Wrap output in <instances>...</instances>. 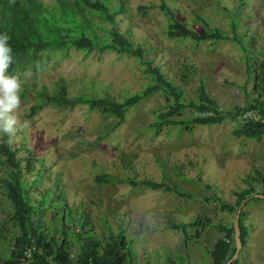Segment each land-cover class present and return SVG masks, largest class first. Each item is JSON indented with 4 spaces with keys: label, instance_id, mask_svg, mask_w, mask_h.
I'll return each instance as SVG.
<instances>
[{
    "label": "rangeland",
    "instance_id": "rangeland-1",
    "mask_svg": "<svg viewBox=\"0 0 264 264\" xmlns=\"http://www.w3.org/2000/svg\"><path fill=\"white\" fill-rule=\"evenodd\" d=\"M108 2L111 9L122 8L116 15L121 32L133 44L142 45L145 57L183 90L186 106L174 119L188 121L164 123L156 131L154 123L170 106L162 91L131 107L118 126L117 118L98 108L89 110L85 104L45 105L29 116L30 105L39 102L37 90L46 85L53 91L60 77L70 95L109 94L118 100L139 92L150 81L144 65L128 54L70 48L64 57L62 51L47 50L40 64L17 73L23 91L16 114L21 123L29 121L30 128L18 131L12 143L31 148L45 161L47 167L35 173L36 183L53 190L64 186L69 205L76 207V212L84 209L89 213L99 238L106 239L109 225L114 231L121 225L126 238L132 240L134 264H162L159 262L169 255L179 261L184 258L183 264L188 263L189 255L191 264H208L202 246L223 233L207 226L197 237L199 227L191 226L186 236L183 228L171 224L200 216L214 223L232 221L234 215L223 214L216 196L234 203L247 178L256 169L264 173V136L235 134L241 123L232 115L237 107L247 105V93L251 92L247 57L264 55V0H164L198 32L216 29L228 35L217 41L169 38V13L162 0ZM201 85L215 100L223 121L197 124L189 120L196 115L189 103L199 101ZM35 164L38 166V161ZM6 171L0 162V180ZM101 175L103 179L98 178ZM144 178L175 184L193 196L146 187L140 183ZM4 192L0 182V223L9 221ZM46 222L50 224V216ZM10 242L9 235L0 239V256L9 254ZM72 251L76 254V247Z\"/></svg>",
    "mask_w": 264,
    "mask_h": 264
},
{
    "label": "trees",
    "instance_id": "trees-1",
    "mask_svg": "<svg viewBox=\"0 0 264 264\" xmlns=\"http://www.w3.org/2000/svg\"><path fill=\"white\" fill-rule=\"evenodd\" d=\"M162 7L169 13L170 20L166 29L169 38L213 41L228 38V35L216 29L198 32L181 20L164 0ZM121 9H111L108 0H54L51 3L44 0H0V34L6 33L10 37L8 44L12 55L8 74L17 75L19 70L25 71L29 66L40 64L47 50L62 51L63 56L67 57L68 50L74 48L85 53L97 50L131 55L144 65L150 76V81L143 89L121 100L109 94L70 95L66 81L60 77L53 91H49L46 85L37 90L36 98L39 102L30 105L29 116L45 105L74 107L85 104L89 110L98 108L104 114H111L117 118L118 126L125 120L131 107L151 93L162 91L167 95L170 106L154 123L156 131L164 123L175 125L188 121L174 119V115L186 106L183 90L164 74L159 65H153L152 60L145 57L146 50L142 45L133 44L117 27L116 15ZM231 24L236 33L233 19ZM237 40L241 42L239 38ZM251 57H247V70L253 82L251 92L247 93V105L237 107L232 115L256 109L264 116V55ZM189 105L196 110V115L189 119L193 123L213 124L224 119L204 85L199 88V101H192ZM234 133L260 139L264 136V122L250 120L238 126ZM8 139L7 135L0 138V162L7 170L0 182L5 188V212L9 214V221L0 223V239L6 240L9 235L11 242L9 254L0 256V264H134L132 240L126 238L121 225L117 231L109 225L106 239L99 238L89 213L84 209L76 212L77 208L69 205L64 186H57L53 190L42 188L36 183L35 173L37 175L47 167L45 161L37 158L31 148L16 142L9 144ZM251 175L246 180L247 185L236 192L234 203L216 196L221 210L235 213L244 198L250 195L254 197L258 193L253 186L254 181L264 187V174L256 169ZM103 177L98 176L101 179ZM140 183L152 189L173 191L187 198L193 196L175 184L164 181L144 178ZM48 216L50 224H46ZM239 225L244 245L246 232L241 214ZM171 226L175 229L183 228L186 236L187 228L191 226L199 227L195 231L197 237L206 226H213L222 232L223 235L216 239L209 251L211 264H225L235 252L233 224L214 223L211 218L200 216L191 222L172 223ZM73 247H76V254L72 251ZM28 249L29 257L26 253ZM180 261L183 264L184 260ZM162 263L172 264V259L167 257ZM231 264H238V257Z\"/></svg>",
    "mask_w": 264,
    "mask_h": 264
},
{
    "label": "crops",
    "instance_id": "crops-1",
    "mask_svg": "<svg viewBox=\"0 0 264 264\" xmlns=\"http://www.w3.org/2000/svg\"><path fill=\"white\" fill-rule=\"evenodd\" d=\"M253 186L256 189V192L262 193V191L264 190V187L256 181L253 182ZM244 206L246 210L243 212ZM244 206L241 211V217L246 235H245V243L238 255V264H264V199L256 196L251 197L245 203ZM222 212L223 214L227 215V217H232V218L233 215L235 217V213H236V212L232 213L228 210H222ZM233 221L234 218L232 219V221H227L224 224L231 225L233 224ZM220 236L222 235L215 237L213 241L209 243V245L202 246V248L204 249V251L208 256V264H211L212 262L209 251L212 245L214 244V242L216 241V239ZM201 255L203 257L202 251L200 253V256ZM167 257L172 259V264H182L173 255H169ZM189 259H190V255L186 257V260L188 261L187 264H191L189 262ZM180 260H184V258L181 257Z\"/></svg>",
    "mask_w": 264,
    "mask_h": 264
},
{
    "label": "clouds",
    "instance_id": "clouds-1",
    "mask_svg": "<svg viewBox=\"0 0 264 264\" xmlns=\"http://www.w3.org/2000/svg\"><path fill=\"white\" fill-rule=\"evenodd\" d=\"M10 37L0 34V138L8 136L11 144L18 131L30 128V122H20L17 112L21 108L22 81L17 75L8 74L12 63Z\"/></svg>",
    "mask_w": 264,
    "mask_h": 264
},
{
    "label": "water",
    "instance_id": "water-1",
    "mask_svg": "<svg viewBox=\"0 0 264 264\" xmlns=\"http://www.w3.org/2000/svg\"><path fill=\"white\" fill-rule=\"evenodd\" d=\"M254 196L261 197L264 199V194L260 193V192L254 194ZM251 197L252 196L250 195V196H247L246 198H244L241 201V203L239 204V206L237 207L235 217H234V221H233V227H234L233 237H234L236 249H235L234 254L227 260V262L225 264H231L238 257L239 252H240L241 248L243 247V243H242L241 236H240L239 218H240V214H241L243 206Z\"/></svg>",
    "mask_w": 264,
    "mask_h": 264
},
{
    "label": "built area",
    "instance_id": "built-area-1",
    "mask_svg": "<svg viewBox=\"0 0 264 264\" xmlns=\"http://www.w3.org/2000/svg\"><path fill=\"white\" fill-rule=\"evenodd\" d=\"M241 125H244L248 121H261L264 122V116L258 112L256 109H248L246 111H242L237 115ZM27 256H30V249L26 251Z\"/></svg>",
    "mask_w": 264,
    "mask_h": 264
}]
</instances>
